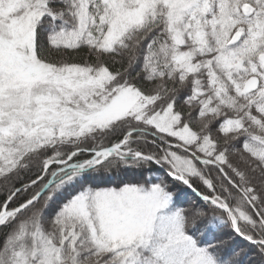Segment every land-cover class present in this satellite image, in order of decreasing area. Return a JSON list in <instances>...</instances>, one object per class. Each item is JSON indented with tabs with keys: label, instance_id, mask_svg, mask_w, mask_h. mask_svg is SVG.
Listing matches in <instances>:
<instances>
[{
	"label": "snow or ice",
	"instance_id": "obj_1",
	"mask_svg": "<svg viewBox=\"0 0 264 264\" xmlns=\"http://www.w3.org/2000/svg\"><path fill=\"white\" fill-rule=\"evenodd\" d=\"M0 264H264V0H0Z\"/></svg>",
	"mask_w": 264,
	"mask_h": 264
}]
</instances>
